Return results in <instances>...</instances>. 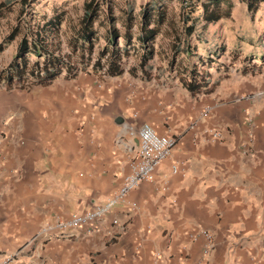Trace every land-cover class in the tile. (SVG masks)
<instances>
[{
	"label": "crops",
	"instance_id": "crops-1",
	"mask_svg": "<svg viewBox=\"0 0 264 264\" xmlns=\"http://www.w3.org/2000/svg\"><path fill=\"white\" fill-rule=\"evenodd\" d=\"M148 1L155 0H101V8L118 14L132 6L138 21ZM163 1V31L176 33L166 48L157 44L162 33L155 38L144 70L138 52L121 75L86 69L27 90L0 88V263L12 256L6 264H264V65L254 75L229 67L218 79L211 66L220 59L240 64L250 55L264 63V0H250L255 10L249 0H200L189 38H181L183 25L171 26L176 0ZM243 22L260 28L255 37L235 36ZM158 57L162 69L150 64ZM205 57L215 61L197 70L208 74L209 86L218 81L208 93L191 94L180 81L181 68ZM248 92L254 100H236ZM203 105H213V112L190 129ZM247 117L253 122L251 155L242 154L249 143ZM143 122L175 135L177 143L154 180L128 193L136 209L116 205L94 232L80 228L70 237L39 238L15 255L43 224L112 195L137 149L128 131ZM213 130L221 138L213 139ZM199 228L213 235L206 256L204 237L191 240Z\"/></svg>",
	"mask_w": 264,
	"mask_h": 264
},
{
	"label": "trees",
	"instance_id": "trees-1",
	"mask_svg": "<svg viewBox=\"0 0 264 264\" xmlns=\"http://www.w3.org/2000/svg\"><path fill=\"white\" fill-rule=\"evenodd\" d=\"M203 2L200 0H189L182 4V30L181 38H189L195 29L193 21V13L203 7ZM249 9L255 10L256 6H252L249 0ZM2 3H0V9ZM101 0H87L83 3V15L79 21V25L75 34L72 37L71 43L73 47L80 52V65L71 63L70 60L55 56L46 52L43 55L42 71L43 76L39 79V83L48 84L54 77L59 75L62 69L65 70V76L74 77L78 70L84 68L100 74L102 67L106 68L104 73L106 76L121 75L125 70V63L130 55L140 52L138 68L144 70V66L153 58L154 48L153 43L155 38L163 33V25L167 20V8L162 0L148 1L142 8L139 20L133 14V7L130 6L128 11L114 14L111 7H107V12L103 13ZM64 10L48 17L42 25L35 30L34 38L28 39L27 34L23 35L17 46V52L9 65L0 71V83H4L7 87L14 85V81L21 80L26 73L33 71L38 66V61L28 65V53H34L38 46V42L44 36L47 29H55L61 23L64 17ZM218 17H215L216 20ZM120 20L121 25L117 26ZM187 24V22H189ZM103 30L102 34L100 30ZM19 27L14 28L6 37V42L12 41L18 34ZM104 40V45L97 51V55L92 62V54L94 51L95 41L98 39ZM177 35L175 39H178ZM179 38V39H181ZM122 39L123 43L119 44L118 40ZM5 41L0 43V51L4 48ZM137 51V52H136ZM194 55V54H191ZM198 57V56H196ZM174 58H172L173 60ZM211 60L207 57L198 58V61L193 65L183 66L181 71L183 75L180 78L181 83L194 93H208L214 89L218 80H214L209 86L210 80L208 74L197 70L199 66H209ZM172 62V61H171ZM244 72H248L244 70ZM254 73L252 70L249 71ZM31 73V72H30ZM101 75V74H100Z\"/></svg>",
	"mask_w": 264,
	"mask_h": 264
},
{
	"label": "rangeland",
	"instance_id": "rangeland-1",
	"mask_svg": "<svg viewBox=\"0 0 264 264\" xmlns=\"http://www.w3.org/2000/svg\"><path fill=\"white\" fill-rule=\"evenodd\" d=\"M85 1L87 0H0V3H2V7L0 9V43L5 41L4 48L2 51H0V71L6 68L12 61L13 57L17 52L18 43L20 42V39L23 35L27 34L28 39L31 40L32 38H34L33 34H35V30L42 25L45 19L54 16L55 14L63 10L65 12L64 17L59 26L55 29H47L44 32V36L41 41L38 42L39 47L35 46V49L37 51H35L34 53H28L26 55L28 58V65H32V63L36 61H38L39 63L38 66L30 72L33 74L37 71L42 70L41 66L43 62V55L40 56V54H45L46 52L54 54L55 56L66 58L70 60L71 63L80 65L77 63L79 61L80 51L73 47L71 40L76 32V29L79 25V21L83 15V3ZM117 2L119 4H124V0H117ZM181 3V0L174 1L173 7L171 9V26H176L178 28L183 25L181 18ZM103 5H105V3H103ZM119 7H117L116 12L119 10ZM120 25L121 23L119 20L117 26ZM17 26L19 27L18 34H16L12 41L8 40L6 42V37L14 28H17ZM258 28V26H255V23L252 24L251 22H243L240 25V29L235 31L234 33L237 37L238 35L255 37L256 33L258 32ZM100 31L103 32L102 29ZM179 32L181 35V30ZM174 33L176 32L167 30L164 31L162 35L158 37V46L159 44H161L164 48L168 47V44L173 39L172 35ZM118 42L119 44H122L123 40L119 39ZM103 45L104 40L102 38L95 41L94 51L92 54V62L97 55V51ZM223 62L226 61L224 59H220L219 62H216L214 65H211L213 66V72H220L218 75H216V79L223 76L227 77L228 74L226 73L229 71V67H231L230 71H233L236 66L241 70H247L248 73H250L249 71L252 70V72L254 71V75L259 73L262 65H264V63H260L258 59L257 61H255L251 55L249 57H245V61L240 64L232 62ZM164 63L165 62H163L159 57L155 58L153 61L150 62V64H153L157 69L164 68ZM133 64L134 59L130 56V58L127 59L125 63V67L130 69L132 68ZM207 67L208 66L206 65L205 68ZM88 69H91L90 65L88 66ZM80 70H84V68H81ZM65 74V70L62 69L59 75L54 78H57L59 76L69 78L68 76H65ZM21 81L22 79L14 81L15 83L11 87H7L4 83L1 82L0 88L5 90H17V83ZM37 84L41 83H39L38 81L34 85ZM245 94H252V92L244 93L243 95Z\"/></svg>",
	"mask_w": 264,
	"mask_h": 264
},
{
	"label": "built area",
	"instance_id": "built-area-1",
	"mask_svg": "<svg viewBox=\"0 0 264 264\" xmlns=\"http://www.w3.org/2000/svg\"><path fill=\"white\" fill-rule=\"evenodd\" d=\"M189 0H181L182 4L187 3ZM106 66L102 67L100 74L106 76L104 73ZM43 76V71H37L35 73H26L22 78V81L17 83L18 89H29ZM256 97V94H245L237 96L236 100H248L252 101ZM213 105H203L197 112V114L191 119L189 128L194 129L198 126L199 122L206 120L213 112ZM245 126L248 130V142L243 145L242 154L251 155L252 150V120L247 117ZM131 136L138 138L136 144L133 140L131 141L134 145L136 144L137 149L130 157L128 162L129 170L124 175L120 186L112 193V195L101 205H97L91 209L85 210L78 214H72L67 219H58L54 222H47L41 226L36 234L27 242L25 245L20 247L15 255L24 251L25 247L36 239L43 238L50 240L54 237H70L73 232L77 229H84L86 233L94 232L97 230L100 222L104 220V217L109 213L116 205H124L129 210L136 209V203L128 201V193L136 188L143 181H153L157 167L168 158L172 150L177 143V137L175 135L159 134L154 128L148 123L143 122L137 129L130 128L128 131ZM213 139L221 138L220 130L211 131ZM177 171V166L172 165V172ZM113 226H119L120 230L123 231L124 227L120 225L116 218L112 219ZM199 236L204 237L205 244L203 246V254L209 255L213 249V235L209 230L199 228L196 232L191 235V240L195 241ZM155 256L159 257L160 254L156 253ZM14 259L12 256H7L5 260L0 264H6L8 261ZM24 264H32L27 262Z\"/></svg>",
	"mask_w": 264,
	"mask_h": 264
},
{
	"label": "water",
	"instance_id": "water-1",
	"mask_svg": "<svg viewBox=\"0 0 264 264\" xmlns=\"http://www.w3.org/2000/svg\"><path fill=\"white\" fill-rule=\"evenodd\" d=\"M134 141H135V142H136V144H137V143H138V138H136Z\"/></svg>",
	"mask_w": 264,
	"mask_h": 264
}]
</instances>
